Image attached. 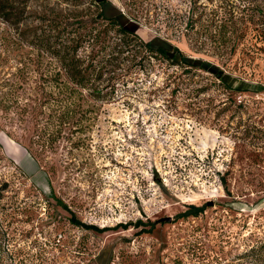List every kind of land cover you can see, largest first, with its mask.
Returning a JSON list of instances; mask_svg holds the SVG:
<instances>
[{"label":"rangeland","instance_id":"1","mask_svg":"<svg viewBox=\"0 0 264 264\" xmlns=\"http://www.w3.org/2000/svg\"><path fill=\"white\" fill-rule=\"evenodd\" d=\"M242 6L106 0L137 39L91 24L80 52L110 96L83 146L68 128L37 139L24 98L0 109V264H264V36L246 31ZM2 27L12 46L18 30ZM189 205L203 211L181 217Z\"/></svg>","mask_w":264,"mask_h":264},{"label":"trees","instance_id":"2","mask_svg":"<svg viewBox=\"0 0 264 264\" xmlns=\"http://www.w3.org/2000/svg\"><path fill=\"white\" fill-rule=\"evenodd\" d=\"M30 1L18 0L14 7L11 0H0V109L9 110L17 105L18 98H24L26 102L20 113L35 112L38 124H44L40 128L38 126L40 133L36 132L37 139H43L42 142L49 145L62 138L61 132L68 128L69 134L64 139L83 146L87 137L82 135L92 122L91 115L97 110L96 100L105 99L109 95L108 92L102 93V89L95 85L99 78L97 65L88 63L86 56H82L80 52L81 45L93 30L91 24L106 22L124 40L137 37L123 27L118 18L105 14L103 7L106 0L100 3L96 0H61L65 5L63 7H60V0H57L56 8L51 6L49 0H39L38 12L31 11ZM239 1L243 3L241 12L246 31H255L264 36V0ZM32 18L38 21L37 26L32 25ZM10 21L18 30L12 46L8 44L4 27L1 28ZM22 42L28 49L20 46ZM128 45L127 42L123 44ZM140 45L150 55L170 59L162 48H151L143 42L137 46ZM108 56L112 58L111 50ZM215 76L224 81L220 71ZM86 90L88 92L84 94ZM50 127L55 129L54 132L49 131ZM23 147L33 156L29 147ZM55 201L57 205L67 209L61 200ZM188 208L192 211L181 217L197 216L203 211L202 207L195 205H189ZM69 221L85 230L101 231L92 225L81 223L74 215Z\"/></svg>","mask_w":264,"mask_h":264},{"label":"water","instance_id":"3","mask_svg":"<svg viewBox=\"0 0 264 264\" xmlns=\"http://www.w3.org/2000/svg\"><path fill=\"white\" fill-rule=\"evenodd\" d=\"M102 1H104V0H96L97 3H100ZM168 57L171 59L172 55L170 54Z\"/></svg>","mask_w":264,"mask_h":264},{"label":"flooded vegetation","instance_id":"4","mask_svg":"<svg viewBox=\"0 0 264 264\" xmlns=\"http://www.w3.org/2000/svg\"><path fill=\"white\" fill-rule=\"evenodd\" d=\"M169 55H170V54H169ZM169 55H168V56H169ZM171 55H173V54H171ZM171 59H172V58H171Z\"/></svg>","mask_w":264,"mask_h":264}]
</instances>
